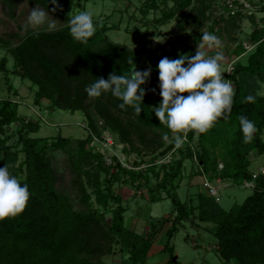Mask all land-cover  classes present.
Segmentation results:
<instances>
[{
	"label": "trees",
	"instance_id": "16d2710c",
	"mask_svg": "<svg viewBox=\"0 0 264 264\" xmlns=\"http://www.w3.org/2000/svg\"><path fill=\"white\" fill-rule=\"evenodd\" d=\"M27 1L45 11L55 8L49 14L62 19L64 25L53 31L28 33L16 46L8 47L14 66L10 69L8 57H3L0 60V74H4L7 90L13 91L15 95L18 92L10 83V74L30 79L35 87L34 105L42 109L51 112L83 111L87 114L88 132L85 138L78 140L80 153L74 161L75 169L81 170L86 156L97 160L99 169L105 163L104 155L97 148L90 147L93 137H99L101 131L88 113L89 108L111 129L116 144H127L132 150L141 151L135 146L134 139L144 142L145 129L149 127L163 129L171 138L172 133L161 124L153 111V89L156 88L159 77L157 68H153L150 79L141 86L146 91L140 115L132 107L121 109L119 105L122 101L113 97L110 92L95 97L89 103L90 97L85 89L99 78L108 79L110 73L126 77L132 75L118 60L125 47L115 44L94 50L95 46L105 42V28L96 30L87 43H79L70 35V16L60 12L56 5L48 4V0ZM74 1L58 0V4L68 5ZM161 1L164 4L173 3L175 10L168 17L191 4V0ZM203 2L205 9H210L213 0L208 4H205V0ZM262 9L264 10V5ZM11 14H14L13 9ZM251 37L257 43L255 50L248 54L246 63L244 58L238 60L233 71L226 77L234 87L231 112L219 118L204 134L195 136L192 131H188L187 141H184L181 148H175L172 141L162 151V154H166L175 148L173 152L179 157H173L169 164L163 166V176L160 179V173L156 174L157 184L154 189L157 193L164 192L171 200L176 216L173 220L165 218L158 227L156 223H152L151 229L143 234H137L126 226V208L121 204L122 198L114 194L110 183L105 182V187L101 188L99 180L95 182L98 204L106 206L109 201L118 203L108 231L104 229L106 225L103 214L93 210L72 211L56 188L55 170L46 156L49 148L67 147L71 138L61 134L51 138L32 136V133L41 128L40 119L20 116L17 102L10 97H0V168L7 166L9 173L22 184H27L30 192V199L23 213L0 221V264H101L92 259L102 255L104 250L101 240L110 241V231L120 238L124 250L129 254L130 264H145L155 238L167 222H171V225L166 230L167 242L163 248L170 256L166 264H181L173 259L175 248L171 242L180 224L191 218L197 209V206H191L179 197V185L175 184V180L182 175L186 161L196 164V173L211 182L221 179L223 183L238 187L245 181L253 183L252 193L229 210L204 190L198 196L199 220L203 223L211 220L214 223L207 230L217 239L220 257L225 263L233 261L235 264H264V173L262 169L257 172L250 169V155L264 154V97L253 95L245 81L247 77L264 79V27L255 30ZM178 43L170 46V55L177 59L182 54L176 49ZM243 52L244 47L240 44L234 54L240 56ZM249 95L255 97L254 102L246 101L245 98ZM241 116L254 122L258 129L250 143L243 142L239 122ZM13 124H17V144L9 143L14 137L9 132ZM227 134H230L227 137L230 138L228 158L221 167L204 140L212 137L227 142ZM197 137L200 140L198 146L194 143ZM160 144L164 145L163 142ZM118 168L133 181L144 176L143 172L125 169L121 164H118ZM88 175L92 176L91 173ZM83 192L85 193L84 188ZM153 199L159 201L162 198L159 194H154Z\"/></svg>",
	"mask_w": 264,
	"mask_h": 264
},
{
	"label": "rangeland",
	"instance_id": "374dc122",
	"mask_svg": "<svg viewBox=\"0 0 264 264\" xmlns=\"http://www.w3.org/2000/svg\"><path fill=\"white\" fill-rule=\"evenodd\" d=\"M203 1L191 0L188 8L173 13L171 17L168 15L170 16L175 10L173 3L164 4L161 0H75L71 4L58 7V10L70 17L81 11L92 13L96 30L103 28L106 30L105 42L100 46H95L94 50H101L108 45L115 46V44L124 46L118 60L124 68L132 73L133 70H147L150 66L153 70L164 57L177 59L170 55V46L178 42L176 48L180 52L185 50V53L194 56L197 43L204 31L217 36L221 42L220 48L208 49L207 52L210 57L215 56L217 52L222 53L224 57L221 62L222 71L227 72L229 61L233 60L234 64L238 62L239 59L234 52L240 44L244 47L243 53H246L244 60H241L246 63L248 54L257 46V43L251 39L252 33L264 25V10L262 9L264 0H247L257 6L256 16L260 21L242 13L229 18L217 17L212 10L216 0L211 2L210 9H205ZM208 3L210 0H205V4ZM32 8L34 6L27 0H0V60L7 56L10 69L14 66V60L10 56L8 47L16 46L28 33L53 31L64 25L62 19L49 14V19L54 20L57 25L55 29L49 30L47 25H44L25 30L24 24ZM12 9L14 14H11ZM204 11L206 12L204 13ZM183 29H187V31H183ZM156 38L160 41L157 42ZM227 74L230 73L223 74L224 78L227 77ZM245 81L253 95L257 96V93H261L260 96L264 97V79L247 77ZM10 83L21 96L17 97L13 91L7 90L6 80L2 73L0 74V97H10L17 102L20 116L33 120L40 119L41 128L32 133V136L51 138L61 134L71 138L67 147L64 149L49 148L46 151V156L55 170L56 188L72 211L89 212V210H93L103 214L106 225L104 229L109 230L113 223V211L117 208L118 203L109 201L106 206L98 204L95 182L99 180L102 184L101 188L105 187V182L110 183L114 194L122 198L121 204L126 208L125 224L131 231L143 234L151 229L152 223H156L158 227L165 218L173 220L176 212L172 209L171 200L166 197L164 192L157 193L154 189L157 184L156 174L160 173V179L163 176V166L169 164L173 157H179L173 152L175 148L162 154L165 147L172 142L171 138L169 142L163 141L162 136L166 133L165 130L155 126L145 129L146 139L144 142L134 139L135 146L139 147L141 151L132 150L127 144H116L115 138L110 132L111 129L105 125L92 108H89L88 113L101 131L100 136L97 137L104 142L110 139L114 144L110 145V148L105 146L101 149V154L106 158L100 169L97 160L86 156L81 170H77L74 161L80 153L78 140L85 138L88 132L87 114L83 111L72 113L64 110L53 112L45 109L34 110V90H31L34 86L31 80L10 74ZM159 83L158 78L152 98L153 106H158L162 100L159 95ZM230 84L233 86L232 82ZM183 95L187 96L188 93H183ZM94 99L95 97H90L89 103ZM16 127L17 124H13L9 129L10 134H14V137L9 141L10 144L18 142L19 135L16 132ZM229 135L227 134L225 137L227 138ZM262 136L264 139V134ZM228 140L230 138H227L226 142L212 137H207L204 140L207 144L206 147L212 152L213 158L220 163L221 167L228 158ZM162 142L164 145L161 146ZM194 143L197 146L200 144L198 137ZM250 159H252L250 167L252 171L257 172L264 169V154H251ZM118 164L128 170L143 172L144 176L133 181L130 176L119 171ZM196 172V164L186 161L181 177L175 180V184L179 185L177 189L179 197L191 206H197V209L191 218L180 224L178 232L172 239L171 244L175 248L173 259L178 260L181 264H235L233 261L225 263L220 257L218 241L207 230L214 226V223L211 220L205 223L199 220L198 196L204 190L208 193L209 191L204 186L203 176ZM88 173H91L92 176L90 177ZM213 184L219 187L220 200L217 202L227 210L235 203H241L252 193V188L244 184L240 187L228 183L227 186L216 182ZM154 194H159L162 199L154 201ZM170 225L171 222L163 225L154 240L145 264H166L169 261V253L163 248L167 242L166 230ZM109 233L112 234L110 241L101 240L104 250L102 255L92 260H97L101 264H121L122 262L130 264L129 254L124 250L120 238L111 231Z\"/></svg>",
	"mask_w": 264,
	"mask_h": 264
},
{
	"label": "clouds",
	"instance_id": "9594fccd",
	"mask_svg": "<svg viewBox=\"0 0 264 264\" xmlns=\"http://www.w3.org/2000/svg\"><path fill=\"white\" fill-rule=\"evenodd\" d=\"M56 5L58 0H48V4ZM49 9V8H48ZM34 7L28 13L24 29L39 28L47 25L49 30L57 27L54 20L49 19V12ZM71 37L79 43H87L95 31L93 15L88 11H81L69 19ZM157 42L160 39H157ZM221 42L217 36L207 31L197 43L196 54L182 53L178 59L162 58L156 66L159 72V95L162 97L158 106L153 107L155 116L161 124L173 134L171 140L175 148L179 149L184 143V134L192 131L195 136L206 133L219 118L231 112L233 105V86L224 78L221 62L224 57L221 52L215 56H208V49L220 48ZM151 66L144 71L133 70L130 77L110 73L108 79L99 78L85 91L89 97H100L105 93L120 101L119 107H132L137 115L141 114V102L145 95L144 85L151 76ZM139 91V94H137ZM155 91V89H153ZM183 93H188L187 96ZM261 95V93H257ZM247 102H254L255 97L247 96ZM243 142L250 143L258 129L254 122L244 116L239 118ZM163 141L169 142L167 133L162 136ZM30 199L27 184H22L11 175L8 167L0 168V221L16 217L23 213Z\"/></svg>",
	"mask_w": 264,
	"mask_h": 264
},
{
	"label": "built area",
	"instance_id": "2783aa9c",
	"mask_svg": "<svg viewBox=\"0 0 264 264\" xmlns=\"http://www.w3.org/2000/svg\"><path fill=\"white\" fill-rule=\"evenodd\" d=\"M212 10L217 17L221 16L229 18L242 13L243 15L254 18L256 21H260L258 16H256L257 6L248 2L247 0H216ZM262 27H264V25ZM234 63L235 62L233 60L229 61V63L227 64V72L231 73L233 71ZM184 141H187L186 134H184ZM113 144V141H111L110 139L104 142L101 140V138L94 136L93 140L90 142V147L97 148L101 153V149H103L105 146H108L110 148V145L112 146ZM261 171L264 173V169H262ZM254 176L256 177V174ZM203 178L204 186L209 191V194L215 197L216 200H220V197L218 195L219 187L216 184H213L215 182H211L210 180H208V178ZM216 183H222V185L226 186L228 185L227 183H223L221 179H217ZM243 184L245 186H253V183L249 181H245Z\"/></svg>",
	"mask_w": 264,
	"mask_h": 264
},
{
	"label": "crops",
	"instance_id": "0c3cea01",
	"mask_svg": "<svg viewBox=\"0 0 264 264\" xmlns=\"http://www.w3.org/2000/svg\"><path fill=\"white\" fill-rule=\"evenodd\" d=\"M178 45V44H177ZM177 45H176V47H177ZM177 49V48H176ZM177 51L178 52H180L178 49H177ZM181 53H185V50H183V51H181ZM245 55H246V53H243L242 55H240L239 56V58H238V56H237V59H239V60H241V59H243L244 57H245ZM236 59V58H235ZM31 89V88H30ZM17 90V89H16ZM31 90H34V92H35V87H32V89ZM17 97H20L21 95H20V93H19V91L17 90ZM46 102V101H45ZM33 104H34V99H33ZM35 106V108H34V110H38V109H40V110H44V109H42V108H40L39 106H36V105H34Z\"/></svg>",
	"mask_w": 264,
	"mask_h": 264
}]
</instances>
